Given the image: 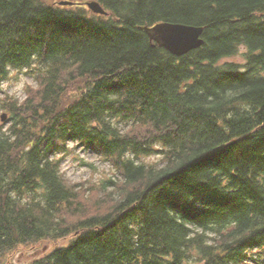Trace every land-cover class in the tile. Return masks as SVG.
Segmentation results:
<instances>
[{
  "label": "trees",
  "instance_id": "16d2710c",
  "mask_svg": "<svg viewBox=\"0 0 264 264\" xmlns=\"http://www.w3.org/2000/svg\"><path fill=\"white\" fill-rule=\"evenodd\" d=\"M60 1L0 0V264L264 263V0ZM175 23L205 44L144 29ZM76 147L114 174L72 181Z\"/></svg>",
  "mask_w": 264,
  "mask_h": 264
},
{
  "label": "rangeland",
  "instance_id": "374dc122",
  "mask_svg": "<svg viewBox=\"0 0 264 264\" xmlns=\"http://www.w3.org/2000/svg\"><path fill=\"white\" fill-rule=\"evenodd\" d=\"M246 52V46L241 45L235 55H232L225 60L239 64H245ZM36 83L37 81L32 75L27 74L23 70H14L11 77L4 82L3 88L10 94L22 99L25 97L27 87L29 85H36ZM4 113H6V111H0V122H5L2 120V115ZM158 159V155H153L146 158L147 161H157ZM62 169L67 173V176L70 177L72 181L85 184H96L97 182L107 180L114 174V171L111 169V166L108 162L103 161L95 153L86 151L81 147H76L73 151L63 156ZM47 247L48 246H44L43 248L38 247V249L30 250L23 254H18L14 257V259L16 262L28 264L36 257L42 255L46 251ZM244 264L264 263H261V261L260 263L252 261L246 262Z\"/></svg>",
  "mask_w": 264,
  "mask_h": 264
},
{
  "label": "water",
  "instance_id": "95a60500",
  "mask_svg": "<svg viewBox=\"0 0 264 264\" xmlns=\"http://www.w3.org/2000/svg\"><path fill=\"white\" fill-rule=\"evenodd\" d=\"M59 4L73 5L74 3L68 0H61ZM87 5L95 13L109 14L98 0L88 2ZM144 29L150 34L152 40H156L161 46L178 56L184 55L205 44L203 36L204 27L200 25L185 23L160 24L150 28L144 27ZM7 118L8 114L4 113L2 120L6 121Z\"/></svg>",
  "mask_w": 264,
  "mask_h": 264
},
{
  "label": "bare ground",
  "instance_id": "6f19581e",
  "mask_svg": "<svg viewBox=\"0 0 264 264\" xmlns=\"http://www.w3.org/2000/svg\"><path fill=\"white\" fill-rule=\"evenodd\" d=\"M92 1H94V0H92ZM89 2H91V1H89ZM87 7H88V9H89L90 11H92L88 5H87ZM92 12H94V11H92ZM94 13H95V12H94ZM96 14H99V13H96ZM102 15H104V14H102Z\"/></svg>",
  "mask_w": 264,
  "mask_h": 264
}]
</instances>
